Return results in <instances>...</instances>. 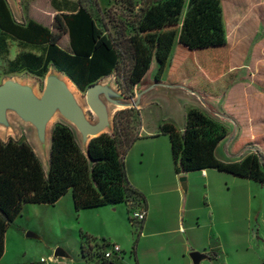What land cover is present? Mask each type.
Instances as JSON below:
<instances>
[{"label":"trees","instance_id":"trees-1","mask_svg":"<svg viewBox=\"0 0 264 264\" xmlns=\"http://www.w3.org/2000/svg\"><path fill=\"white\" fill-rule=\"evenodd\" d=\"M143 1L138 12L129 16L131 34L119 44L103 33L81 0H50L58 13L51 30L33 20L16 23L6 0H0V34L40 50L18 54L10 62L11 70L43 75L51 67L81 92L114 75L122 95L130 98V91L142 81L153 59L157 64L155 82L167 68L174 67L176 43L179 49L206 55L196 58L190 71H197L200 78H189L186 90L199 93L201 84L208 89L209 97L218 96L212 87L228 70L220 0ZM63 34L68 36L69 52L58 46ZM184 75L186 79L188 73ZM138 127L135 108L120 110L113 116L111 132L90 138L82 149L68 125L56 124L50 132L46 171L27 142L0 140V259L5 232L24 204L53 205L70 191L75 212L117 204H124L128 213L132 207L145 208L143 195L131 186L125 169L126 154L139 139ZM159 129L168 136L176 173L213 169L264 184V157L257 149L239 161L216 158L215 149L227 129L200 110L187 111L182 131L171 122L162 123ZM80 239L81 255L88 264L91 238L80 234ZM95 247V255L100 258Z\"/></svg>","mask_w":264,"mask_h":264},{"label":"rangeland","instance_id":"rangeland-1","mask_svg":"<svg viewBox=\"0 0 264 264\" xmlns=\"http://www.w3.org/2000/svg\"><path fill=\"white\" fill-rule=\"evenodd\" d=\"M239 1L236 0V3H232L233 6L231 7L243 8L244 2ZM6 2L16 23L33 20L52 29L53 17L58 14L51 6L50 0H6ZM81 2L92 14L103 33L119 44L123 43L124 38L131 34L128 24V21L131 20L129 16L133 17L144 3L143 0H81ZM223 2L224 20H228L231 24L233 11L225 7V0ZM262 4L261 0H251V23L247 25L251 27V42H244L246 44L244 50L249 55L244 56L245 59L235 48V35L230 27L228 28V38L226 37L228 43L226 49L228 57L227 75L222 77V80L218 82L219 84L217 83L218 85L212 87L214 92L219 94L225 92L226 89L220 91L224 86L227 88L233 82L249 74L251 87L264 96V6L261 7ZM241 32L242 29L239 33ZM63 41L64 38L58 41V45L62 46ZM28 51L39 53L40 50L23 46L17 41L0 34V85L6 81H13L27 87L36 98H40L46 79L52 76L59 79V76L51 67L43 75L26 71H12L10 62L18 54ZM173 53H176L177 56V60H174V67L172 69L167 68L161 79L155 82L154 75L157 64L153 59L149 70L138 84L139 89L136 92H134V89L130 91L132 93L130 98H125L122 95L114 75H111L107 80L102 79L97 82V84L111 89L109 90L110 97L114 98L115 94L113 92L120 94L123 103H134L139 92L144 91L145 93L146 90L156 86L154 92L150 94L151 104L142 107L141 111L138 112L139 137L141 134L144 137H150L142 139L136 147L132 145L125 157V169L129 181L131 179L137 182L143 179L140 174L143 173L144 169L142 158L148 156L153 147L157 148V151L164 152L167 157L171 156L168 136L162 134L159 129L162 123L174 120L176 126H179L184 111L199 107L198 99L205 102L201 105L211 110H213L211 104L215 105L219 101V99L214 100L212 99L214 97H209L208 89L201 84H198V92L201 95L186 90L189 78L191 80L200 78L197 71H190L192 65H196V58L206 55L179 49L176 43ZM186 72L188 77L185 79L184 74ZM190 75L191 77H189ZM170 81L177 83V85L167 86L166 83ZM159 82H163L166 86L157 85ZM188 92L191 93L190 95L193 98L189 96ZM74 95L76 98H73L76 99L77 105L82 111H85L86 119L91 124L96 123V116L86 104L85 90L81 92L75 88ZM115 97L118 99L117 96ZM263 98L258 99L259 101L251 100V106L254 104L264 105ZM100 100L106 107H114L102 95H100ZM123 109L128 108L120 107L109 115V125L104 133L111 132L114 114ZM122 117L123 115L119 116L120 121H123ZM51 118L42 137V143H40L37 139L36 129L31 124L22 121L13 111L8 110L6 112V124H0V140L6 142L8 139H12L18 142H27L41 161L44 171H46L50 132L56 124L68 125L74 131L81 148L85 147L80 134L58 112H55ZM256 129L251 128V132H255ZM232 142L230 137L224 138L216 151L218 160L226 161L229 158L228 151L236 147V144ZM255 149L260 151L264 157L263 137L251 138V143L242 144L238 153L248 154L254 152ZM236 179L234 183H226L229 194L225 198L217 199L216 203L211 201L210 204L207 200H203V197H199L198 202H194L193 205L197 214L190 217V226H196V223L200 224L201 227L199 229H189V225L186 224L188 223V215L184 214V217L179 219L180 233H183V236L198 238L200 244H204V250H208L210 246L217 248L220 253V263L264 264V184L260 185L246 179ZM70 197L69 193L53 205L24 204L20 215L9 224L5 232L4 251L0 264H40V258L48 259L53 256L54 251L58 248L65 253V258L71 264H84L80 251V234L86 235V230L90 229L96 233L95 237L87 235L91 238L90 243L92 245L102 247L107 243L109 246L117 245L120 248L119 257L117 259L113 258V264H134V257L131 252L138 238L140 227L138 224L130 222L131 217L126 206L118 204L115 210H111L112 212L107 210L110 208H100L104 209L102 210L104 212H101V218L99 219L95 218L96 216L94 217L93 214H86L87 217L83 216L82 218V216H79L80 214L75 212ZM212 213L213 216L211 217ZM27 233H32L35 237H26ZM151 241L148 243L141 241L139 245V239H137L135 245V250L137 251V248H139L138 253L141 256L144 253L145 256L143 257L146 259H151V254L147 252L148 249H157L159 243L164 244V240L161 239H152ZM223 252L229 255H223ZM159 257H163V254L161 253ZM91 260L96 262L98 258L91 256ZM206 263L210 264L208 261ZM211 264L216 263L212 262Z\"/></svg>","mask_w":264,"mask_h":264},{"label":"crops","instance_id":"crops-1","mask_svg":"<svg viewBox=\"0 0 264 264\" xmlns=\"http://www.w3.org/2000/svg\"><path fill=\"white\" fill-rule=\"evenodd\" d=\"M223 1L224 0H220L221 9L224 8ZM261 1L263 2L261 7H263L264 0ZM239 2H244L243 8H232V3H236V0H225V7L233 11V19L231 24L228 20H223V23L227 33L226 37L228 38V28L230 27V30L235 35V48L239 51L240 55L243 56V59H245L244 56L249 55L247 51L244 50L246 48L244 47L246 45L244 42H251V27L247 26L251 23V0H240ZM241 29L242 32L239 33ZM63 38L64 41L62 46H58L62 50L69 52L67 34L61 35L58 41ZM226 45H228L227 41ZM108 78H110V76ZM157 85L166 86L163 82H159ZM154 87L156 86H153L150 90H146V92L140 96L139 102L135 107L138 112L141 111L142 107L151 104L152 98L150 94L154 92ZM137 89H139L138 85L134 88V92H136ZM190 94L191 93H189V96L193 98ZM198 95L201 94L198 93ZM263 97V95L257 93L254 88L251 87V77L247 74L246 77L243 76L240 80L233 82L226 88L225 92L212 98L214 100L219 99L218 103L215 105L211 104L213 110L205 108L201 105L205 102L202 99H198L197 103L199 107L196 109L222 123L227 129L226 137H230L231 141H233L232 143L236 144V147L233 149H228L229 158L226 161L241 160L246 155V153L243 152L238 153L242 144L251 143V138L254 137L264 138V105L254 104L251 106V100H258ZM189 109L182 114V120L181 123L178 124L179 126H176L174 120H168V122L173 123L179 131H182L185 125V116ZM251 128L257 129L255 132H251ZM147 137L150 136L144 137L141 134L139 139L134 142L133 147L138 146L141 140ZM221 142L215 149V156L217 159L219 158L216 155V151ZM153 148L149 155L147 154L148 156L144 157V155H142V157H144L142 158L144 169L143 173L140 174L143 179L137 182L130 179L129 182L133 188L143 195L145 201L146 216L143 223L139 226L141 231L138 236L139 245L141 241L148 243L152 239L164 240V244L159 243L157 249L152 248L151 250H147V252L151 254H148L151 259L144 258V253H142L143 256H141L138 253L139 248H137V251L135 250L133 255L134 264H192L190 254L193 252L202 256L198 264H208L206 263L207 261L210 262V264L212 262L224 264L220 263V253L217 248H212L210 246L208 250H204L205 246L204 244H200L198 238H191L186 235L183 236V233H180L181 228L179 219L184 217V214L188 215V223L186 224L189 225V229H199L201 227L200 224L195 223L196 226H190V217L193 214H197L196 209L193 208L194 202H198L199 197H203V200H207L211 204V201L216 203L217 199L227 197L229 188L226 183H234L238 177L220 173L213 169L178 174L175 172L172 157H167L164 152L157 151L155 147ZM182 178H184V180L181 181ZM69 193L71 196V192L68 191L56 203ZM70 201H72L71 197ZM117 205L100 208H110L107 210L112 212ZM100 208L81 210L76 213L80 214L79 216H82V218L86 216V214H93L94 217L96 216L95 218L99 219L101 218V212H104L102 211L104 209ZM212 216L213 213L211 214V217ZM86 217H84V219H86ZM86 231V235L96 236L94 230L90 229ZM161 253L163 257H159ZM223 255L229 254L223 252Z\"/></svg>","mask_w":264,"mask_h":264},{"label":"water","instance_id":"water-1","mask_svg":"<svg viewBox=\"0 0 264 264\" xmlns=\"http://www.w3.org/2000/svg\"><path fill=\"white\" fill-rule=\"evenodd\" d=\"M109 90L111 89L97 83L86 88V104L97 118V122L91 124L60 79L54 76L48 77L40 98H36L27 87L13 81H6L0 85V124H6V112L11 110L22 121L31 124L36 129L37 139L42 143V137L49 120L55 112H58L76 129L82 142L86 144L90 138L104 133L109 125L108 110L100 100V95L111 105L134 108L144 93V91L139 92L134 103H123L120 94L111 91L118 99L115 96L112 98L109 96ZM26 237H35V235L27 233ZM53 256L65 257V253L58 248L54 251ZM190 258L192 264H198L202 256L193 252L190 254Z\"/></svg>","mask_w":264,"mask_h":264},{"label":"built area","instance_id":"built-area-1","mask_svg":"<svg viewBox=\"0 0 264 264\" xmlns=\"http://www.w3.org/2000/svg\"><path fill=\"white\" fill-rule=\"evenodd\" d=\"M129 215L131 217L130 221L140 226L145 219L146 209L144 207H132L129 209ZM140 233L141 232H139V234ZM95 246L96 245L90 244L91 249L89 250V253L86 256L88 264H103V262L105 264H113L112 262L113 258L117 259L121 251L117 245L109 246V244L106 243L102 245V247H98L100 258H98V261L93 262L91 260V256H96L95 252L97 250ZM39 263L40 264H71L65 257H55V256H50L48 259L40 258Z\"/></svg>","mask_w":264,"mask_h":264},{"label":"bare ground","instance_id":"bare-ground-1","mask_svg":"<svg viewBox=\"0 0 264 264\" xmlns=\"http://www.w3.org/2000/svg\"><path fill=\"white\" fill-rule=\"evenodd\" d=\"M57 75L59 76V79L64 83L65 87L67 88V90L73 95L74 98V92H75V87L73 86V84L69 81V79H67L66 77H64L63 75L57 73ZM109 78H106L105 80H107ZM76 100V99H75ZM108 107V114L111 115L114 113V111L118 110L120 107L119 106H107ZM84 115H85V111L83 110ZM52 119V118H51ZM51 119L49 120L48 124L50 123ZM48 136V135H47Z\"/></svg>","mask_w":264,"mask_h":264}]
</instances>
